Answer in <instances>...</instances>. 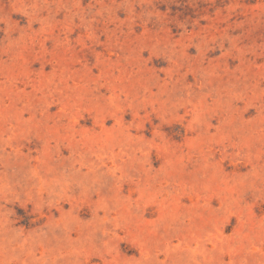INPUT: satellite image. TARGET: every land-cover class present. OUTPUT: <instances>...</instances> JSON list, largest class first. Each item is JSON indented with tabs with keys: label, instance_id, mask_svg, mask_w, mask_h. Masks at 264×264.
<instances>
[{
	"label": "rangeland",
	"instance_id": "obj_1",
	"mask_svg": "<svg viewBox=\"0 0 264 264\" xmlns=\"http://www.w3.org/2000/svg\"><path fill=\"white\" fill-rule=\"evenodd\" d=\"M0 264H264V0H0Z\"/></svg>",
	"mask_w": 264,
	"mask_h": 264
}]
</instances>
